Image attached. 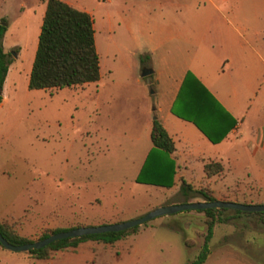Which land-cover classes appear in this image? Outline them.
Listing matches in <instances>:
<instances>
[{
  "label": "rangeland",
  "instance_id": "374dc122",
  "mask_svg": "<svg viewBox=\"0 0 264 264\" xmlns=\"http://www.w3.org/2000/svg\"><path fill=\"white\" fill-rule=\"evenodd\" d=\"M64 1L91 15L99 77L29 89L45 4L0 0L1 44L8 53L0 105V221L34 240L54 227L123 221L158 205L203 200L192 191L184 196L178 188L134 180L150 147L148 122L171 96V45L178 42L171 39V23L188 32L191 24L232 23L242 43L264 50V0ZM143 67L152 71L142 75ZM221 69L215 66L212 79L222 90L237 91L241 124L225 141L224 167L209 186L217 199L263 203L262 188L247 187L252 168L264 160V69L246 89ZM253 147L254 154L241 155ZM188 165L184 179L198 188L201 163L189 158ZM219 216L225 218L214 222L200 264H264V214L227 208ZM204 219L193 208L157 215L113 242L84 239L46 258L0 244V264H188L202 243Z\"/></svg>",
  "mask_w": 264,
  "mask_h": 264
},
{
  "label": "trees",
  "instance_id": "16d2710c",
  "mask_svg": "<svg viewBox=\"0 0 264 264\" xmlns=\"http://www.w3.org/2000/svg\"><path fill=\"white\" fill-rule=\"evenodd\" d=\"M5 24L0 22V100L1 86L6 74L8 53L3 50L1 38ZM99 77L98 56L93 39V27L90 14L64 0H45V7L37 33L36 47L31 61L27 87L29 89L63 87L88 81H95ZM170 110L177 116L190 120L212 141L221 139L233 119L222 118L227 115L225 110L212 97L209 91L193 76L185 71ZM219 110V111H218ZM151 145L134 176L137 182L151 183L170 187L173 183L174 161L169 155L173 150V141L158 118L151 119L149 129ZM206 176L218 174L222 164L218 161L203 163ZM178 189L187 196L190 192L201 195L202 199L213 200L216 197L206 186L194 188L189 182L181 180ZM226 207H209L199 209L205 213V233L194 258L188 264H200L208 253V240L212 234L214 222L223 220L219 212ZM233 213H245L231 208ZM264 214L262 211H252ZM68 227H54L39 234V238L51 232L67 229ZM137 225L125 229L88 233L75 237H64L53 240L40 248L27 250L35 258H46L51 251L75 246L84 239H95L102 242H113L133 231ZM0 233L11 243H22L31 239L18 234L9 225L0 221Z\"/></svg>",
  "mask_w": 264,
  "mask_h": 264
},
{
  "label": "crops",
  "instance_id": "0c3cea01",
  "mask_svg": "<svg viewBox=\"0 0 264 264\" xmlns=\"http://www.w3.org/2000/svg\"><path fill=\"white\" fill-rule=\"evenodd\" d=\"M35 1L44 2L45 4V0ZM178 24V22L171 23V26H173L171 28V39L178 41L175 45H171V52L175 53L171 54V96L163 107L156 105L155 111L157 114L155 117L159 119L173 141V150L169 153L174 161L173 183L170 187L175 189L179 187L180 181L182 179L185 180L184 178L190 170L188 165L189 158H195L200 161L203 172L199 187L207 184L211 190L209 185L215 181L214 179L217 174L206 176L202 167L203 163L218 161L224 167L221 156H224L226 145H229V142L225 141L230 134L237 132V128L241 124V121L236 118L237 114H240L236 108L238 93L233 88L227 91L222 90L215 84L212 79L214 68L217 64H220L222 68L221 73L223 74L225 73L224 68H228L234 78L239 80L243 84V88L246 89L255 80L261 70L264 69V50L258 49L249 41L242 43L241 38H243V35L232 23L231 26L227 25L224 28L215 27L210 29L200 26L195 27L196 25L190 23L193 25L190 26V32L185 27L181 29L178 27ZM187 25L185 24V26ZM187 70L193 74L225 110L227 115L218 110L219 114L223 115L222 118L227 121L230 118L233 119V124L218 141H210L193 122L177 116L170 110L179 83ZM165 110H168V113ZM148 123L150 129L151 119ZM190 125L194 126L197 132H194ZM188 140L190 143H188ZM207 141H209L210 145L207 144ZM260 142L261 147L264 148V125ZM254 150L255 148L253 147L251 150L238 151V154L241 153L242 156H248L254 154ZM229 154L231 158L235 156L234 151ZM142 161L143 159L140 164ZM262 163H264V160L261 162V165L252 168V181L247 187L252 192H256L258 188H262V192L264 193V175L261 171Z\"/></svg>",
  "mask_w": 264,
  "mask_h": 264
},
{
  "label": "water",
  "instance_id": "95a60500",
  "mask_svg": "<svg viewBox=\"0 0 264 264\" xmlns=\"http://www.w3.org/2000/svg\"><path fill=\"white\" fill-rule=\"evenodd\" d=\"M151 68L143 67L141 69V74H147L151 72ZM155 116H152L154 118ZM209 207H226V208H233L242 211H262L264 210V202L263 203H244L240 201L234 200H222V199H213V200H195V201H182L173 204H166V205H158L144 214L123 220V221H115V222H108V223H100V224H89V225H77L74 227H70L67 229L58 230L56 232L48 233L47 235L22 242V243H11L6 240L3 235L0 233V244L11 251H27L32 248H40L49 242L64 238V237H75L83 234L88 233H98L103 231H112V230H120L125 229L133 225H139L144 221L163 214H169L176 211L184 210V209H205Z\"/></svg>",
  "mask_w": 264,
  "mask_h": 264
}]
</instances>
